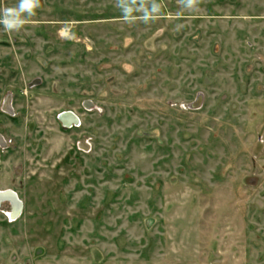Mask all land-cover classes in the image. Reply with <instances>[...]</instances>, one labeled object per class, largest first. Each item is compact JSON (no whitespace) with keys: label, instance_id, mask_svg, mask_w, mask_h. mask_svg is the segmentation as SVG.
I'll return each instance as SVG.
<instances>
[{"label":"rangeland","instance_id":"1","mask_svg":"<svg viewBox=\"0 0 264 264\" xmlns=\"http://www.w3.org/2000/svg\"><path fill=\"white\" fill-rule=\"evenodd\" d=\"M157 2L0 24V264H264V0Z\"/></svg>","mask_w":264,"mask_h":264},{"label":"clouds","instance_id":"2","mask_svg":"<svg viewBox=\"0 0 264 264\" xmlns=\"http://www.w3.org/2000/svg\"><path fill=\"white\" fill-rule=\"evenodd\" d=\"M199 2L200 0H178L188 10L195 9ZM41 7V0H19L15 6L0 9V24L6 32L19 31L27 23V19L34 16ZM116 7L121 10L123 20L128 23H134L137 19L148 23L161 14V4L157 0H116ZM134 13L141 15L136 16Z\"/></svg>","mask_w":264,"mask_h":264},{"label":"water","instance_id":"3","mask_svg":"<svg viewBox=\"0 0 264 264\" xmlns=\"http://www.w3.org/2000/svg\"><path fill=\"white\" fill-rule=\"evenodd\" d=\"M9 102H10V98L7 99L6 108L11 112L10 109L11 107L9 106ZM60 119L62 120V122H64L67 125L78 124L79 122L78 117L74 115V113L72 112H63L60 115ZM0 144H5V141L1 136H0ZM5 200L12 201L13 212L15 215H18L22 212L23 203L15 192L11 190H5V191L0 190V206L2 205V202Z\"/></svg>","mask_w":264,"mask_h":264},{"label":"flooded vegetation","instance_id":"4","mask_svg":"<svg viewBox=\"0 0 264 264\" xmlns=\"http://www.w3.org/2000/svg\"><path fill=\"white\" fill-rule=\"evenodd\" d=\"M13 214H14V212H13ZM15 215V214H14Z\"/></svg>","mask_w":264,"mask_h":264},{"label":"built area","instance_id":"5","mask_svg":"<svg viewBox=\"0 0 264 264\" xmlns=\"http://www.w3.org/2000/svg\"><path fill=\"white\" fill-rule=\"evenodd\" d=\"M79 123V122H78ZM73 125V124H72Z\"/></svg>","mask_w":264,"mask_h":264}]
</instances>
